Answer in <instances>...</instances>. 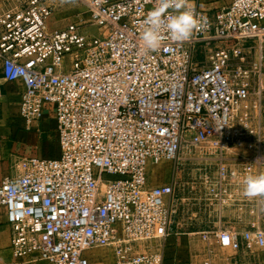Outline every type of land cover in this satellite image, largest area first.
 Here are the masks:
<instances>
[{
	"label": "built area",
	"instance_id": "built-area-1",
	"mask_svg": "<svg viewBox=\"0 0 264 264\" xmlns=\"http://www.w3.org/2000/svg\"><path fill=\"white\" fill-rule=\"evenodd\" d=\"M80 1L96 34L50 30L58 0L0 10V82L24 83L28 127L53 107L61 148L21 158L0 184L16 264H91L106 247L112 264H164L187 214L261 264L264 0L215 13L199 0ZM163 161L168 180L149 184Z\"/></svg>",
	"mask_w": 264,
	"mask_h": 264
},
{
	"label": "crops",
	"instance_id": "crops-1",
	"mask_svg": "<svg viewBox=\"0 0 264 264\" xmlns=\"http://www.w3.org/2000/svg\"><path fill=\"white\" fill-rule=\"evenodd\" d=\"M0 96V184L7 176L20 174L23 157L57 158L61 154L57 120L53 107L45 105L40 121L32 127L20 118V94L24 83L1 80ZM205 229H172L166 241L164 264H258L250 257L212 239L210 246L200 237H192ZM213 232V231H212ZM12 228L6 208L0 205V264L11 249ZM13 263L16 258L13 255ZM95 260V256L92 261ZM261 264H264V256Z\"/></svg>",
	"mask_w": 264,
	"mask_h": 264
},
{
	"label": "rangeland",
	"instance_id": "rangeland-1",
	"mask_svg": "<svg viewBox=\"0 0 264 264\" xmlns=\"http://www.w3.org/2000/svg\"><path fill=\"white\" fill-rule=\"evenodd\" d=\"M11 0H0V10L7 8ZM58 7L55 12L51 15L48 21V27L50 30H56L64 28L70 22L77 21L81 23L86 30L91 34H96L98 30L89 24L90 12L87 6L80 0H58ZM198 2V0H194ZM202 8L209 10L212 13L218 11L222 6L228 4V0H199ZM149 184H160L168 180L170 174V162L163 161L159 164H153L149 166ZM115 178L116 176H107ZM185 222L188 224L187 229H205L206 232H196L192 234V237L201 238L210 246L212 239L215 236L212 230L204 228L207 220L199 219L196 221L192 219L191 215L186 216ZM185 226V225H184ZM180 228V227H177ZM95 260L91 264H112L114 249L112 247L97 248L93 251ZM13 254L8 252L5 257L4 264H15L13 263ZM33 264H49L45 260H39Z\"/></svg>",
	"mask_w": 264,
	"mask_h": 264
}]
</instances>
